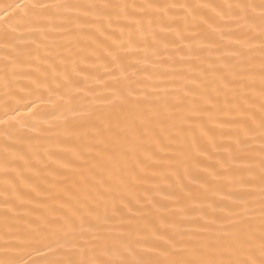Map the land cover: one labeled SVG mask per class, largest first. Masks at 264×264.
Here are the masks:
<instances>
[{"label":"bare ground","instance_id":"obj_1","mask_svg":"<svg viewBox=\"0 0 264 264\" xmlns=\"http://www.w3.org/2000/svg\"><path fill=\"white\" fill-rule=\"evenodd\" d=\"M12 2L0 0V10ZM47 2L175 3L193 7L173 8L167 14L149 9L146 14L138 11L135 17L129 18L110 9L111 23L104 20L102 31H97L94 26L76 28L64 24L62 17L77 13L62 10L55 19L45 23L63 25L71 31H51L46 40L39 34H26L25 42L19 45L25 62L17 69V75L9 73L11 94L7 96L5 93L9 88L5 87L2 59L4 48L0 41V113L6 103L13 108L19 107L18 119H22L23 125L7 129V135L4 126H0V237L8 233L13 239L32 241L14 253L16 258L27 264H48L61 258L60 253L66 251L53 243L58 239L63 242L67 230L63 227L65 214L72 215L71 209L60 208L62 194L77 186L86 188L85 178L101 171L94 166L101 161V153L112 149L106 137L101 136V129L115 125L127 111V106L107 102L113 99V90L117 88L121 91L131 88L134 95L147 96L150 104L167 101L179 118L165 119L154 126L152 134L144 139L143 149L125 161L123 171L119 173L122 180L112 184L101 203L74 200L73 208L79 209L78 216L87 215L90 207L103 215L105 206L110 210L111 205L122 198L131 199L134 205L139 199L146 215L136 217L133 227L142 228L145 224L160 227L167 222L169 233L175 230L199 238L213 235L222 226L228 227V221L235 218L229 216V212H239L244 207L243 198L250 203V212H255L258 222L259 188L253 191L246 182L250 159L255 164L257 177L259 174L258 135L246 149L252 153L251 157L241 156L236 163L234 178L212 180L210 176L217 162L226 157L225 148L232 142L237 129L235 122L241 117L234 107L239 81L226 85L225 79L221 78L223 70L209 72L208 67L210 64L217 68L229 64L237 70L242 68L245 74L254 75L256 90L252 93L250 110L256 113L258 124L259 28H236L235 21L217 18L218 8L194 6L224 5L236 0ZM133 18L144 20L142 35L135 31ZM148 19L152 21L150 27ZM205 20L207 23L203 22ZM209 24L222 29L226 35L221 38L219 31L213 32ZM129 35L141 45V50L125 56L126 60L130 58L128 79L125 80L107 53L115 49L117 43L126 44ZM32 39H36L37 44L46 43L52 47L47 51L42 46L37 48L30 42ZM236 39L244 40L246 46L241 48L233 42ZM233 52L242 54L233 56ZM224 76L228 81L233 80L228 73ZM192 79L198 83L203 80V83L197 88L190 82ZM33 101L34 111L40 113L38 119L30 118L24 108ZM219 121L225 123L221 126ZM201 128L207 129L208 134H202ZM101 139H105L103 144L99 143ZM32 187L40 194L30 193L27 198L32 202L20 205L15 199L16 191L29 192ZM145 198L152 203H146ZM8 208L14 210L6 215ZM213 216L219 217L223 225L213 224L210 225L212 231L196 232ZM67 231V239H71V231ZM150 238V233L145 234L142 246L146 247ZM47 244H52L54 251H50ZM256 255L259 257L258 248Z\"/></svg>","mask_w":264,"mask_h":264},{"label":"snow or ice","instance_id":"obj_2","mask_svg":"<svg viewBox=\"0 0 264 264\" xmlns=\"http://www.w3.org/2000/svg\"><path fill=\"white\" fill-rule=\"evenodd\" d=\"M188 8L189 5L173 4H144L132 3H50L47 0H13L0 10V41L3 43L4 55V82L9 91L5 95H10L11 76L17 75V69L24 64L23 52L19 47L25 42L26 34L41 35L45 40L48 33L55 30L71 31L63 25L45 23L55 19L63 11H75L74 16L62 17L64 24H71L76 28L95 27L97 31H102L103 21L111 23V14L108 10L116 9L118 15L125 18L135 17L138 11L145 14L149 9H155L167 14L173 8ZM196 8H216V16L221 21H235L236 28L247 27L250 30L259 28L258 36L260 41V72H259V97L260 115L257 124L256 113L251 111L253 105L252 93L256 90V81L252 73L245 74L241 68L237 70L234 66L223 64L220 68L210 64L209 72H221V78L225 79L226 85L239 81V91L237 92L235 111L240 114V119L236 121L237 129L232 142L225 148L227 153L225 158L217 162V166L210 173L212 180H228L234 178L236 174L235 165L241 156L251 157L252 153L246 151L250 147V141L259 137V174L255 173V164L250 159L247 164L249 173L247 184L255 191L259 188V213L258 222L254 211L250 212L251 205L241 198L244 207L239 212H229V216L235 217L228 221V227H221L213 235L197 238L195 235H185L173 230H167L169 225L164 222L160 227L145 224L142 228L133 227L136 217L146 215L142 210L144 204L139 199L135 200V205L131 199H121L119 203H113L110 210L105 206L103 215L89 208L87 215H79V209L73 208V201L87 203L95 201L101 203L106 196V192L111 189L114 182L122 180L119 175L123 171V165L133 154L139 153L143 149L144 139L150 136L157 123H163L165 119L172 120L179 118L175 116L167 101L161 104H150L148 97L134 95L131 88L121 91L119 88L113 90V99L107 101L109 104L119 103L127 106L125 115L118 119L115 125H110L107 129H101V136L112 145V149L101 153V161L95 165L101 171L93 172L91 178L86 177V188L77 186L66 189L62 194L60 208H69L72 215L65 214V224L63 227L71 231V239H67L69 232L64 233L65 239L55 240L59 249H66L60 253L59 259H53L48 264H264V0H236V2L224 5L212 6L209 4L195 5ZM207 23V21H203ZM135 31L139 34L144 32V20L132 19ZM149 27L151 19L147 20ZM213 32L220 33L223 38L226 33L222 29L208 25ZM231 27V26H229ZM123 35V32H121ZM41 46L47 51L52 47L50 44H37L36 39L30 41ZM234 43L246 46V42L236 39ZM141 50V45L135 43L129 35L125 43H117L115 49H110L108 55L112 63L120 70L121 77H127V67L130 58L125 59L128 53ZM146 51V49H144ZM124 53L125 55H122ZM240 52H233V56L241 55ZM137 63L139 61H136ZM224 73L232 75L233 80L228 81ZM207 73H205L206 75ZM117 80L120 77L116 78ZM197 88L201 86L197 80L190 81ZM210 99V98H209ZM35 102L24 105L30 118L38 119L39 111H34ZM211 109H209V112ZM19 107H10L5 104L4 110L0 113V126H4L5 134L7 129L16 128L22 125ZM225 121H219L222 126ZM204 135L208 130L201 128ZM105 139L99 143L103 144ZM213 143L215 138L213 137ZM150 158V157H149ZM258 179L259 183L256 184ZM181 191L185 190L181 188ZM34 193L39 195L37 188L32 187L29 192L16 191L15 199L20 205L29 204L32 201L28 195ZM146 203H152L145 198ZM14 208H8L6 215L13 212ZM223 210V209H221ZM30 211V210H28ZM215 211V209H214ZM77 216L79 224L77 225ZM204 217H202L203 219ZM59 222V221H57ZM221 223L219 217L206 219L205 224L196 229V232L203 233L212 231L210 225ZM164 229V230H161ZM150 233V242L144 247L141 241L145 239V234ZM135 237V240L133 239ZM0 264H27L23 259H17L14 253L21 250L26 243L32 241L28 239H13L8 233L0 237ZM40 242V241H37ZM50 251H54L52 244L46 245ZM257 248L259 257L256 255ZM38 250V249H37ZM156 254L150 257L149 254ZM148 257V258H146ZM158 257H164L163 259Z\"/></svg>","mask_w":264,"mask_h":264}]
</instances>
